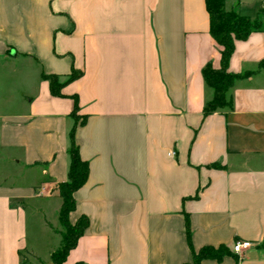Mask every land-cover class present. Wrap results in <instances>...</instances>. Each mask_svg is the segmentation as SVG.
I'll list each match as a JSON object with an SVG mask.
<instances>
[{
  "label": "crops",
  "instance_id": "crops-1",
  "mask_svg": "<svg viewBox=\"0 0 264 264\" xmlns=\"http://www.w3.org/2000/svg\"><path fill=\"white\" fill-rule=\"evenodd\" d=\"M224 6L264 17V0ZM261 23L235 41L228 69L251 74L232 109L204 117L201 70L221 50L205 0H0V264H52L72 96L89 172L68 218L88 226L63 264H192L186 215L195 251H231L200 264H264ZM72 69L53 95L45 76ZM237 240L252 245L235 254Z\"/></svg>",
  "mask_w": 264,
  "mask_h": 264
},
{
  "label": "trees",
  "instance_id": "trees-1",
  "mask_svg": "<svg viewBox=\"0 0 264 264\" xmlns=\"http://www.w3.org/2000/svg\"><path fill=\"white\" fill-rule=\"evenodd\" d=\"M226 0H205V8L209 15V33L216 43L221 47L219 67H214L208 62L201 70L202 78L207 87L212 90V97L203 107V116L210 115L218 110H231L232 97L229 91L237 80L249 76L251 73H233L229 71V59L234 51L236 40H244L253 31L262 28L261 20L257 17H250L240 14L237 10H226ZM259 68H264V60L259 62ZM81 75L80 71L74 69L66 77L65 81H59L54 75L45 76L50 82V91L55 96H62L61 89L70 81L75 80ZM74 100V108L71 112L73 125L69 130L68 146V172L67 179L57 184L58 196L61 199V205L58 213L60 224L66 228V232L59 231L60 245L51 252L50 260L52 264H63L71 249H73L79 237L88 226L86 216H81L75 223H70L69 213L75 207L74 192L80 188L86 181L89 172L88 162L81 159L78 152V145L75 142L74 134L79 125L85 123L86 117L77 114V99ZM218 166V164H214ZM187 243L192 254V264H200L203 259H215L220 261L224 256L230 255L228 246L220 244L217 247L204 246L195 251L190 239V225L188 216H185ZM264 245V242H263Z\"/></svg>",
  "mask_w": 264,
  "mask_h": 264
},
{
  "label": "built area",
  "instance_id": "built-area-1",
  "mask_svg": "<svg viewBox=\"0 0 264 264\" xmlns=\"http://www.w3.org/2000/svg\"><path fill=\"white\" fill-rule=\"evenodd\" d=\"M252 243L248 240H237L233 243L232 251L235 254H240L242 251L250 248Z\"/></svg>",
  "mask_w": 264,
  "mask_h": 264
},
{
  "label": "rangeland",
  "instance_id": "rangeland-1",
  "mask_svg": "<svg viewBox=\"0 0 264 264\" xmlns=\"http://www.w3.org/2000/svg\"><path fill=\"white\" fill-rule=\"evenodd\" d=\"M257 17H258L260 20H262L263 23H264V17L262 16V13H261V12H259V13L257 14ZM59 228H60V231H61V232H66V228L63 227L61 224H59ZM28 259L31 260V261H33L34 263H36V261H35L34 259L29 258V257H28Z\"/></svg>",
  "mask_w": 264,
  "mask_h": 264
}]
</instances>
